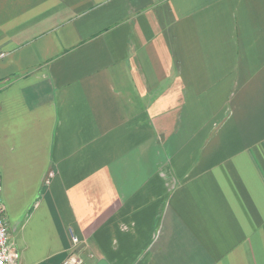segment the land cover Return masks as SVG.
I'll return each instance as SVG.
<instances>
[{
	"label": "crops",
	"instance_id": "1",
	"mask_svg": "<svg viewBox=\"0 0 264 264\" xmlns=\"http://www.w3.org/2000/svg\"><path fill=\"white\" fill-rule=\"evenodd\" d=\"M0 173L20 264H264V0H0Z\"/></svg>",
	"mask_w": 264,
	"mask_h": 264
},
{
	"label": "built area",
	"instance_id": "2",
	"mask_svg": "<svg viewBox=\"0 0 264 264\" xmlns=\"http://www.w3.org/2000/svg\"><path fill=\"white\" fill-rule=\"evenodd\" d=\"M3 181L0 173V264H20V251L12 240L10 226L5 217V209L2 201ZM72 241L77 246L80 238L72 233ZM62 264H83L82 258L76 250H72Z\"/></svg>",
	"mask_w": 264,
	"mask_h": 264
}]
</instances>
